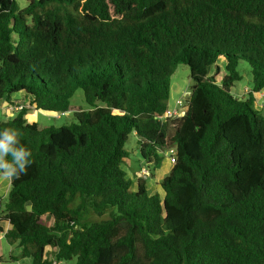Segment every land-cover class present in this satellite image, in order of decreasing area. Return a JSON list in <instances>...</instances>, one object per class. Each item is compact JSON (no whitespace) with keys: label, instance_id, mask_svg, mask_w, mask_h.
<instances>
[{"label":"trees","instance_id":"1","mask_svg":"<svg viewBox=\"0 0 264 264\" xmlns=\"http://www.w3.org/2000/svg\"><path fill=\"white\" fill-rule=\"evenodd\" d=\"M178 63L190 93L165 118ZM262 90L264 0H0V104L20 107L0 129L34 158L0 196L14 261L264 264ZM35 110L73 122H26ZM130 137L151 173L172 153L159 190L125 171Z\"/></svg>","mask_w":264,"mask_h":264},{"label":"rangeland","instance_id":"2","mask_svg":"<svg viewBox=\"0 0 264 264\" xmlns=\"http://www.w3.org/2000/svg\"><path fill=\"white\" fill-rule=\"evenodd\" d=\"M20 7H24L27 4V0H16ZM174 72L170 76V97L168 100V104L170 107L175 105L177 99H184L188 92L190 86V78H189V69L186 65L182 63H178L174 65ZM247 74H243L240 81H237L234 87L232 88L233 93L238 97H244V94L249 92L250 82H249V74L246 70H243ZM255 98V107L257 110H260L264 114V90L259 93H254ZM70 104L73 107L86 109L87 104L84 100L83 93L81 90H77L74 96L70 100ZM0 119L2 117H7L4 113L5 109L8 107V103L5 101L0 104ZM33 113V114H32ZM73 112L69 114H65L64 116L57 117L55 113L43 112L39 110L31 111L30 113L24 116L26 122H31L34 120L39 124L40 127H50V126H61L70 124L73 122ZM3 115V116H2ZM126 148L129 151V157L126 159L123 167L127 174L132 177L134 180L138 178L140 175H151L146 177L149 182L151 190H159V181L161 177L167 173L170 169L173 161L172 159H168L162 162L161 166L155 167L152 171L148 168L141 166L138 161V155L136 153V142L134 137H130L128 142L126 143ZM168 157L172 158L169 153H166ZM146 169L147 171H144ZM146 173V174H145ZM11 181L5 180L0 177V196L3 198V201H6L7 197V186H10ZM4 190V191H3ZM44 219L48 224H51V220L48 215L44 216ZM17 248L12 247L5 241L4 237L0 241V257H2V263L0 264H23V260L14 261L13 257L17 255ZM25 260V259H24ZM60 264H73L71 261H62Z\"/></svg>","mask_w":264,"mask_h":264},{"label":"clouds","instance_id":"3","mask_svg":"<svg viewBox=\"0 0 264 264\" xmlns=\"http://www.w3.org/2000/svg\"><path fill=\"white\" fill-rule=\"evenodd\" d=\"M33 163V152L22 143V133L15 128L0 129V177L18 180Z\"/></svg>","mask_w":264,"mask_h":264},{"label":"built area","instance_id":"4","mask_svg":"<svg viewBox=\"0 0 264 264\" xmlns=\"http://www.w3.org/2000/svg\"><path fill=\"white\" fill-rule=\"evenodd\" d=\"M19 108L20 107H18L16 105L8 104V107L5 109L4 113L7 115V117H12ZM183 109H184V100L183 99H177L175 102V105L173 107H169L163 117L167 118V117H174L176 115H182L184 113ZM56 116L59 117L60 114H56ZM171 159H172V161H174L173 157ZM144 171H147V170L144 169Z\"/></svg>","mask_w":264,"mask_h":264},{"label":"crops","instance_id":"5","mask_svg":"<svg viewBox=\"0 0 264 264\" xmlns=\"http://www.w3.org/2000/svg\"><path fill=\"white\" fill-rule=\"evenodd\" d=\"M184 94H188V92H185ZM4 102V101H3ZM2 102V103H3ZM1 103V104H2ZM1 108V107H0ZM33 114V113H32ZM32 121H34V120H32ZM169 155L172 157V155L169 153ZM168 159H171L170 157H168L167 156V154L165 153V156H164V159H163V162L164 161H166V160H168ZM129 160V159H128ZM148 184H149V182H148ZM150 186V185H149ZM10 187V186H9ZM9 187L7 186V190H6V192L5 193H7L8 192V190H9ZM4 191V190H3ZM7 227H5V229H6ZM3 238V234H0V241H1V239ZM17 252H18V250H17Z\"/></svg>","mask_w":264,"mask_h":264},{"label":"water","instance_id":"6","mask_svg":"<svg viewBox=\"0 0 264 264\" xmlns=\"http://www.w3.org/2000/svg\"><path fill=\"white\" fill-rule=\"evenodd\" d=\"M189 93H190V92H188V94H189ZM143 178L145 179V178H146V176L144 175V176H143Z\"/></svg>","mask_w":264,"mask_h":264}]
</instances>
